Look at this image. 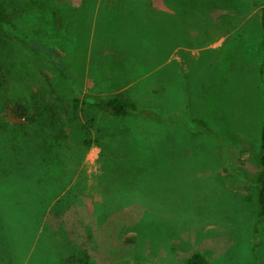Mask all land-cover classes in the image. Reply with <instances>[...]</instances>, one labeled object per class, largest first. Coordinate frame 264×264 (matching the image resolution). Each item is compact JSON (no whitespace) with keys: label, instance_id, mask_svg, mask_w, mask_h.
Returning a JSON list of instances; mask_svg holds the SVG:
<instances>
[{"label":"rangeland","instance_id":"374dc122","mask_svg":"<svg viewBox=\"0 0 264 264\" xmlns=\"http://www.w3.org/2000/svg\"><path fill=\"white\" fill-rule=\"evenodd\" d=\"M1 1L10 26L0 36V114L14 125L24 110L60 105L68 159L32 214L40 224L21 207L2 222L10 240L11 228L30 234L16 238L14 255L24 264H185L195 253L209 264H264V0ZM69 84L78 110L64 100ZM109 96L140 110L103 116L93 103ZM49 240L53 256L40 260Z\"/></svg>","mask_w":264,"mask_h":264},{"label":"trees","instance_id":"16d2710c","mask_svg":"<svg viewBox=\"0 0 264 264\" xmlns=\"http://www.w3.org/2000/svg\"><path fill=\"white\" fill-rule=\"evenodd\" d=\"M260 16L264 51V6L260 9ZM9 26L10 19L7 9L0 0V36L9 29ZM1 84L2 82H0V87H2ZM74 88L72 84H69L64 100L70 108L78 110L82 102ZM93 106L101 115L114 119L126 118L140 110L135 103L116 96L97 98ZM59 108H61L60 105L54 109L49 106H41L32 116L31 110L30 112L24 110L23 114L26 115L27 120L19 121L14 125L5 122L6 120L0 114V264H24V256L21 259L17 255L15 256L14 253L17 254V249H13V246L16 238L27 240V242L31 239L28 230L26 233L22 227L11 228L9 234L12 240H10L4 232L2 224L3 222L5 225L4 219L14 217L15 209L21 207L24 211L22 215L26 214L29 217L28 220L33 228L35 224H40L42 217L32 214L36 207L47 198L46 192L47 189L49 190L47 185L53 178L60 180L67 173L65 165L68 164V159L65 161L60 158L65 135L60 128L63 123L61 124L60 117H57ZM199 127L208 130L203 122L199 124ZM95 128L96 119L94 118L88 119L81 125L83 145L87 149L95 143L93 139ZM8 139H12L14 143ZM260 150L256 183L259 186V214L264 219V127L261 133ZM32 199L33 202H31ZM57 207L55 212L64 211L62 203L57 204ZM47 246L49 249L42 246H40L41 250L39 247L37 248L40 260L44 256L46 258L48 255L53 256V253L49 251L50 247L51 250H54L51 240ZM59 260L58 264H71L70 260L65 263L63 260ZM185 264H209V262L203 255L195 253L185 261Z\"/></svg>","mask_w":264,"mask_h":264}]
</instances>
